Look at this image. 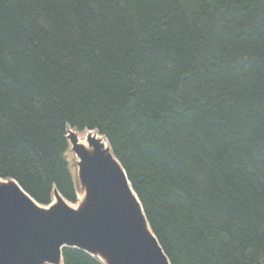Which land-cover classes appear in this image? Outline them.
I'll list each match as a JSON object with an SVG mask.
<instances>
[{
    "label": "trees",
    "instance_id": "trees-1",
    "mask_svg": "<svg viewBox=\"0 0 264 264\" xmlns=\"http://www.w3.org/2000/svg\"><path fill=\"white\" fill-rule=\"evenodd\" d=\"M68 125L106 137L172 264H264V0H0V177L77 202Z\"/></svg>",
    "mask_w": 264,
    "mask_h": 264
},
{
    "label": "water",
    "instance_id": "water-1",
    "mask_svg": "<svg viewBox=\"0 0 264 264\" xmlns=\"http://www.w3.org/2000/svg\"><path fill=\"white\" fill-rule=\"evenodd\" d=\"M97 135L88 137L93 153L70 136L87 191L79 209L58 192V204L41 208L17 181L0 178V264H60L66 246L106 264H171L125 169Z\"/></svg>",
    "mask_w": 264,
    "mask_h": 264
},
{
    "label": "rangeland",
    "instance_id": "rangeland-1",
    "mask_svg": "<svg viewBox=\"0 0 264 264\" xmlns=\"http://www.w3.org/2000/svg\"><path fill=\"white\" fill-rule=\"evenodd\" d=\"M84 134H85V131L81 133L82 136ZM67 155H68V159L70 162V168H71V172L73 175L75 189H76V192L78 195V201L76 203H73V202H70L66 199L65 200H66L67 204L69 206H71L73 209H78L79 207H81L83 205V202H85V199L87 197V191H86V187L83 185V183L80 179L77 156H76L75 152H73L71 147L69 148ZM55 201H56V198H55V196H53V202H55Z\"/></svg>",
    "mask_w": 264,
    "mask_h": 264
},
{
    "label": "bare ground",
    "instance_id": "bare-ground-1",
    "mask_svg": "<svg viewBox=\"0 0 264 264\" xmlns=\"http://www.w3.org/2000/svg\"><path fill=\"white\" fill-rule=\"evenodd\" d=\"M74 133V131L73 130H71V129H69V131H68V135H69V137L72 135ZM78 135H79V142L81 143V144H83L84 146H85V148L90 152V153H93V147L89 144V142H88V137L91 135V134H93V135H96V133L95 132H92L91 134L90 133H88V134H84L83 136L81 135V133H79V132H76ZM97 137H99V138H101V136L100 135H97ZM103 143H104V145H105V147H109V143L107 142V140L104 138L103 139ZM78 161H80V158H78ZM55 204V203H54Z\"/></svg>",
    "mask_w": 264,
    "mask_h": 264
}]
</instances>
